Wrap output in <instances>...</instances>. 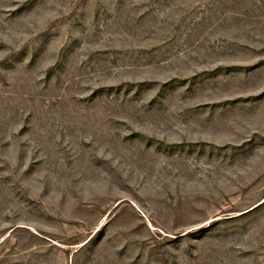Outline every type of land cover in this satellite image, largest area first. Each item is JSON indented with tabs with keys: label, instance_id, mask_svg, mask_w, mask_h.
<instances>
[{
	"label": "rangeland",
	"instance_id": "obj_1",
	"mask_svg": "<svg viewBox=\"0 0 264 264\" xmlns=\"http://www.w3.org/2000/svg\"><path fill=\"white\" fill-rule=\"evenodd\" d=\"M0 264H264V0H0Z\"/></svg>",
	"mask_w": 264,
	"mask_h": 264
}]
</instances>
